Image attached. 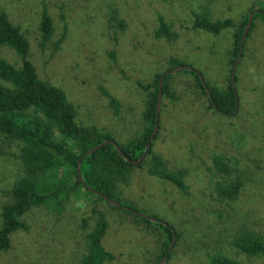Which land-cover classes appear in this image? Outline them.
Here are the masks:
<instances>
[{"label":"rangeland","instance_id":"obj_1","mask_svg":"<svg viewBox=\"0 0 264 264\" xmlns=\"http://www.w3.org/2000/svg\"><path fill=\"white\" fill-rule=\"evenodd\" d=\"M258 2L264 0H0V10L9 14L29 40L30 58L39 77L66 92L77 110V123L95 125L111 133L115 142L125 144L143 126L146 92L139 82L147 85L170 69L171 57L193 68L210 86L230 85L236 29L217 36L193 30V12L208 11L213 20L231 19L239 25ZM42 3L55 26L44 51L39 47L38 29ZM113 8L126 23L124 30L110 26ZM158 13L176 34L174 42L155 37ZM65 24L66 39L53 53V44L62 36ZM114 51L115 61L111 56ZM0 57L18 63L9 47L0 46ZM236 71L240 106L231 116L209 109L208 98L196 87L192 73H171L174 97H162L153 151L169 170L185 173L187 189L180 191L174 184L151 176L148 157L119 183L113 199L176 230L167 264H210V256L216 254L242 264H264V257L247 256L234 246L235 238L245 231L264 237L263 20L255 22ZM101 89L120 102L118 115ZM19 147V142L0 134V225L3 206L12 202L6 191L24 175L21 162L12 156L19 153ZM215 156L228 159L244 183L236 200L218 194ZM79 190L67 200L61 197L29 211L24 218L28 229L13 236L11 249L0 253V264H79L88 253L87 235L98 213L108 221L103 246L115 257L104 264L159 261L164 233L157 222H145L135 213L127 214L124 208ZM60 202L61 209H57ZM83 219L88 220L84 223Z\"/></svg>","mask_w":264,"mask_h":264},{"label":"trees","instance_id":"obj_2","mask_svg":"<svg viewBox=\"0 0 264 264\" xmlns=\"http://www.w3.org/2000/svg\"><path fill=\"white\" fill-rule=\"evenodd\" d=\"M252 13H254V19L247 36L249 38L255 27V22L257 20L264 21V2H258V7L251 8L243 16L239 25H236L231 19L213 20L208 11L193 12L192 29L217 36L227 29L235 28L233 51L235 60L232 61L234 66L239 58L242 37ZM109 24L114 29L124 30L126 28V23L119 16V11L114 8L109 13ZM38 29L40 31L39 47L44 51L55 33L53 19L44 3H42ZM63 29L62 36L53 44V53L59 51L66 39L67 24ZM154 35L169 43L176 39L171 25L161 13H158V28ZM0 46L9 47L15 51L18 57L17 64L0 57V134L7 140L20 143L19 153L12 154V156L21 162L24 170V175L16 181L10 190L6 191L12 196V202L4 205L1 213L0 253L8 252L11 249L13 236L16 233L28 229L24 218L33 208L49 205L61 197H65L67 200L71 195L80 191L79 189H84L87 194L106 203V200L92 193L90 189L97 190L115 200L119 183L126 179L133 168L141 167L148 157L150 158L148 173L151 176L174 184L180 191L187 189L184 181L185 173L182 170H169L161 156L153 151L159 133L157 132L151 139L157 124L161 76L165 75L162 97L173 98L174 95L170 88L171 73L168 74V71L186 66L183 62L171 57L169 59L170 69L156 75L147 85L139 82L146 92L141 132L125 144L104 145L100 150L87 156L88 151L114 137L111 133L95 125L82 126L77 123V110L74 104L68 99L62 88L39 77L36 66L30 58L31 44L29 40L22 32V28L12 22L5 10H0ZM111 56L115 61V51L111 53ZM183 71L194 75L197 81L196 87L208 98L209 109L226 116L237 114L240 96L238 90L233 87L232 80L227 88L210 86L206 82L210 90V98L201 80L202 76L194 70ZM233 72L234 67L232 68ZM237 83L236 76V86ZM101 92L108 97L111 108L118 115L121 107L118 99L105 89H101ZM149 142H151V146L146 158L138 165L129 162L128 159L134 162L139 161ZM1 153L5 154L2 151ZM80 159H82L80 168L83 182L80 180L78 172ZM213 164L217 176L220 178L218 194L223 199L236 200L244 188L240 176L234 174V168L225 157H213ZM61 202L63 203V201ZM61 202L57 204V209H61ZM117 202L122 205L121 209L126 206L120 201ZM128 207L133 208L132 206ZM92 212L95 213L96 209H93ZM125 212L132 214L127 210ZM134 215L151 223L142 216ZM87 220L83 219V222L85 223ZM157 225L164 233V248L156 264H159L165 257H167L165 261L167 264L171 259V253L168 251L176 230L170 224L157 222ZM83 226L86 227L85 224ZM107 229L106 216L98 213V219L87 235L88 253L79 264H104L106 261L115 259L102 243ZM234 246L247 256L264 257V237L253 231L239 234L234 240ZM210 264L242 263L226 255L216 254L210 256Z\"/></svg>","mask_w":264,"mask_h":264},{"label":"water","instance_id":"obj_3","mask_svg":"<svg viewBox=\"0 0 264 264\" xmlns=\"http://www.w3.org/2000/svg\"><path fill=\"white\" fill-rule=\"evenodd\" d=\"M257 12H261V11H257ZM253 19H254V13L250 14L248 24H247V26H246V28H245V31H244V34H243V37H242L241 51L239 52V58L236 60V62H235V64H234V72H233L232 79H231V80H232V85H233L234 88H236V68H237V66H238L239 59H240V57L242 56L243 49H244V44H245V41H246L247 36H248V34H249L250 28H251V26H252V24H253ZM179 69H180V70H191V71L194 70L193 68L188 67V66H181V67L176 68V69H174V70L168 71V74H170V73H175V72H177ZM164 78H165V75H162V76H161V79H160V95H159V100H158V106H159V109H158V111H157V124H156L155 129H154V132H153V134H152V136H151V139H153V138L155 137V135L157 134L158 129H159L160 110H161V103H162V87H163ZM201 80H202V82H203V85H204L206 91L209 93V97L211 98V94H210V90H209L208 85H207L206 82L203 80V78H201ZM110 144H113V145H115V146L118 145V143L115 142L114 140H109V141H106V142H104L103 144L97 146L96 148L91 149L90 151L87 152L86 155H87V156H88V155H91V154H93L94 152L100 150L104 145H110ZM150 146H151V142L148 143L147 148H146V150H145V153H144V155L140 158L139 161L134 162V161H131L130 159H128L129 162H131V163H133V164H135V165L140 164V163L146 158V156H147V154H148V151H149V149H150ZM123 156H124L125 158H127L125 155H123ZM81 162H82V159L79 160V168H78V172H79V178H80V180L83 182V177H82V174H81V168H80V167H81ZM90 191H91L92 193H94V194H96V195L102 197L104 200H106V201H107L108 203H110V204H113V205H115V206H117V207H121V206H122L120 203H118V202H116V201L110 199L108 196H105L103 193H101V192H99V191H97V190L90 189ZM123 208H124L125 210H127V211H130V212L135 213V214H137V215H139V216H142V217H144V218H146V219L153 220V221H155V222H160V221H158L156 218H151V217H148V216H145V215H140V212L135 211V210H133V209H131V208H129V207H123ZM137 212H138V213H137ZM175 240H176V235L174 234V237H173V240H172V244H171V246H170V248H169L168 253H171V250H172V248H173V246H174ZM166 260H167V257H165V258L163 259V261H162L160 264H164Z\"/></svg>","mask_w":264,"mask_h":264}]
</instances>
